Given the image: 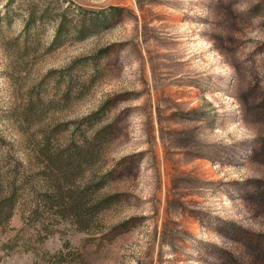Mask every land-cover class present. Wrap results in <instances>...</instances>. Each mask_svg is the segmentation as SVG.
I'll return each instance as SVG.
<instances>
[{
	"label": "rangeland",
	"instance_id": "obj_1",
	"mask_svg": "<svg viewBox=\"0 0 264 264\" xmlns=\"http://www.w3.org/2000/svg\"><path fill=\"white\" fill-rule=\"evenodd\" d=\"M104 125L114 198L81 230L20 189L0 264H264V0H0V173Z\"/></svg>",
	"mask_w": 264,
	"mask_h": 264
},
{
	"label": "trees",
	"instance_id": "obj_2",
	"mask_svg": "<svg viewBox=\"0 0 264 264\" xmlns=\"http://www.w3.org/2000/svg\"><path fill=\"white\" fill-rule=\"evenodd\" d=\"M105 130L104 125L90 140L83 143L71 141L62 148L55 147L52 134L44 132L40 142L32 147L37 164L33 163L31 169L26 168V173L37 178L28 189L25 185L29 182V175L22 177L23 174L17 172L8 179L0 173V225L10 218L16 200L24 192L20 189H24L28 190L25 193L29 197L28 216L33 221L57 216L68 219L81 230L89 229L95 216L114 198L97 194L105 183V173L98 174L94 170L91 179L84 180L90 164L94 165L99 159L96 142ZM72 253L79 258L78 253Z\"/></svg>",
	"mask_w": 264,
	"mask_h": 264
}]
</instances>
